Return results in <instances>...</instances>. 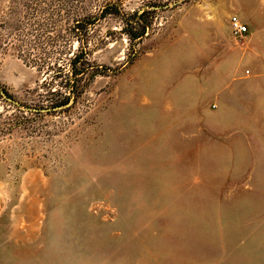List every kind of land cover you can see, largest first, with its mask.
Instances as JSON below:
<instances>
[{"label": "rangeland", "instance_id": "rangeland-1", "mask_svg": "<svg viewBox=\"0 0 264 264\" xmlns=\"http://www.w3.org/2000/svg\"><path fill=\"white\" fill-rule=\"evenodd\" d=\"M0 91V264H264V0H0Z\"/></svg>", "mask_w": 264, "mask_h": 264}, {"label": "trees", "instance_id": "trees-1", "mask_svg": "<svg viewBox=\"0 0 264 264\" xmlns=\"http://www.w3.org/2000/svg\"><path fill=\"white\" fill-rule=\"evenodd\" d=\"M105 13H107V10L104 11V14ZM140 19H141V17H140ZM141 27H142V31L140 33H133L132 31H129V38L131 40H135L136 38H140V37L144 36L149 25L143 24V25H141ZM77 28H80V26ZM74 55H75V58L72 61V70H71L72 78H70L68 80V83L66 85L68 87V94L62 96L61 99L57 100L55 102V104H53L56 107L67 105L71 101L76 102V100L78 98V85H79V81H80L79 76H81V77L84 76L87 68L82 66L83 63L81 65L82 66L81 68H79L77 65L78 62L80 61L83 53L74 54ZM4 92L6 93V91H4Z\"/></svg>", "mask_w": 264, "mask_h": 264}, {"label": "built area", "instance_id": "built-area-1", "mask_svg": "<svg viewBox=\"0 0 264 264\" xmlns=\"http://www.w3.org/2000/svg\"><path fill=\"white\" fill-rule=\"evenodd\" d=\"M230 23L236 36H244L249 31V27L238 16H233Z\"/></svg>", "mask_w": 264, "mask_h": 264}, {"label": "water", "instance_id": "water-1", "mask_svg": "<svg viewBox=\"0 0 264 264\" xmlns=\"http://www.w3.org/2000/svg\"><path fill=\"white\" fill-rule=\"evenodd\" d=\"M1 94H2V96H3L6 100H8L9 102H11V103L17 105L18 107L21 106L19 102L15 101V100H13V99H11V98H9V97L6 95V93H5L4 91H1Z\"/></svg>", "mask_w": 264, "mask_h": 264}]
</instances>
